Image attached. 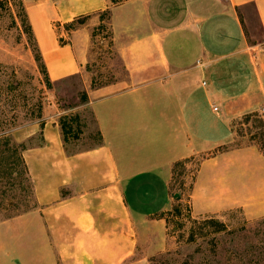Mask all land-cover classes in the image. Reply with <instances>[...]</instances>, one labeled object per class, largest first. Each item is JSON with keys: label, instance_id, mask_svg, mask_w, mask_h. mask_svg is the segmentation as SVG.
<instances>
[{"label": "crops", "instance_id": "1", "mask_svg": "<svg viewBox=\"0 0 264 264\" xmlns=\"http://www.w3.org/2000/svg\"><path fill=\"white\" fill-rule=\"evenodd\" d=\"M46 2L49 11L27 14L47 76L81 79L78 109L99 143L68 152L59 125L43 124L42 144L22 153L36 209L5 223L21 243L0 264L134 263L152 236L163 240L173 167L201 154L195 215L249 201L264 208L261 150L218 151L234 141L233 120L264 107V0ZM107 11L126 79L93 87L89 52ZM84 18L61 35L53 26Z\"/></svg>", "mask_w": 264, "mask_h": 264}, {"label": "rangeland", "instance_id": "2", "mask_svg": "<svg viewBox=\"0 0 264 264\" xmlns=\"http://www.w3.org/2000/svg\"><path fill=\"white\" fill-rule=\"evenodd\" d=\"M46 1L0 0V133H5L11 144L27 149L42 144L39 130L45 122H56L64 129L68 152H74L97 145L99 136L91 116L82 117L84 113L78 109L84 97L81 79L75 76L47 83L41 62L35 60L38 47L27 10L36 7L45 13L49 11ZM99 18L102 24L93 31L87 71L93 87L126 79L110 40L109 15L101 13ZM85 20L53 26L61 35ZM249 23L257 37L256 20L251 17ZM233 132V143L219 152L255 145L264 154V121L260 112L237 117ZM0 151V245H8L0 248L3 263L6 258L17 257L21 243L17 226L5 223L36 209V202L26 165L18 164L10 145ZM203 158L206 155L201 154L173 167L169 186L173 200L169 211L163 212V240L152 236L149 251L139 252L131 264H264V208L259 207V201L212 215L193 213L190 196ZM210 220L221 223L223 230L216 232Z\"/></svg>", "mask_w": 264, "mask_h": 264}, {"label": "trees", "instance_id": "3", "mask_svg": "<svg viewBox=\"0 0 264 264\" xmlns=\"http://www.w3.org/2000/svg\"><path fill=\"white\" fill-rule=\"evenodd\" d=\"M112 2L113 3H117L114 0H112ZM105 13L109 14L108 11L105 12ZM78 20H81V19H78ZM37 51H38L37 52L38 55L35 57V60H37V61L39 60V62H41L42 66L44 68V72H45L44 75H45V78H46V82L49 83L50 80L48 79L47 72H46L43 60L41 58L39 50H37ZM83 96H84L83 97V102H85L86 101V97H85V95H83ZM61 131H62V134H63V139L66 140L64 129L61 128ZM9 145L11 146V150H12L13 154L17 156L18 164H21V165L25 166V162H24V159L22 157V153L26 150L24 148V146L23 145H16V144L13 145V144H11V142L9 141L8 137L6 136V134L1 132L0 133V148L6 147V146H9ZM0 158L3 159V151H0ZM209 224H212V226H214L216 228V232L220 231V230H223V228H224V226L221 223H218V222L213 221V220H210Z\"/></svg>", "mask_w": 264, "mask_h": 264}, {"label": "built area", "instance_id": "4", "mask_svg": "<svg viewBox=\"0 0 264 264\" xmlns=\"http://www.w3.org/2000/svg\"><path fill=\"white\" fill-rule=\"evenodd\" d=\"M213 110L217 111L216 108H214ZM260 118L264 121V107H262L261 110H260Z\"/></svg>", "mask_w": 264, "mask_h": 264}]
</instances>
